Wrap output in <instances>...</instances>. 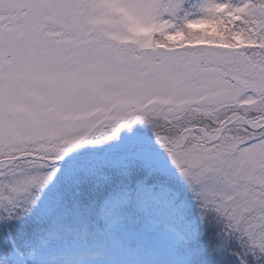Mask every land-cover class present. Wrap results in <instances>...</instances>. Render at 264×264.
Listing matches in <instances>:
<instances>
[{
	"label": "snow or ice",
	"instance_id": "obj_1",
	"mask_svg": "<svg viewBox=\"0 0 264 264\" xmlns=\"http://www.w3.org/2000/svg\"><path fill=\"white\" fill-rule=\"evenodd\" d=\"M0 264H264V0H0Z\"/></svg>",
	"mask_w": 264,
	"mask_h": 264
}]
</instances>
